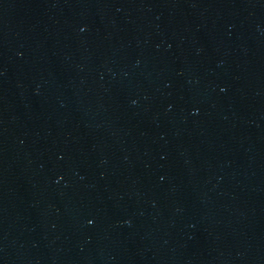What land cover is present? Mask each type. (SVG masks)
Here are the masks:
<instances>
[{
    "label": "water",
    "instance_id": "1",
    "mask_svg": "<svg viewBox=\"0 0 264 264\" xmlns=\"http://www.w3.org/2000/svg\"><path fill=\"white\" fill-rule=\"evenodd\" d=\"M0 264H264V0H0Z\"/></svg>",
    "mask_w": 264,
    "mask_h": 264
}]
</instances>
